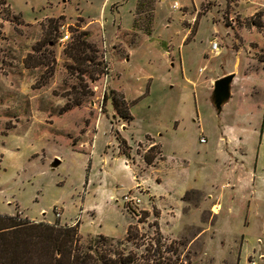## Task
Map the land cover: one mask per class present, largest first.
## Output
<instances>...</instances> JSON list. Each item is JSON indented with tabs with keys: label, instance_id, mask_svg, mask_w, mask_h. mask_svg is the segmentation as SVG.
Listing matches in <instances>:
<instances>
[{
	"label": "rangeland",
	"instance_id": "374dc122",
	"mask_svg": "<svg viewBox=\"0 0 264 264\" xmlns=\"http://www.w3.org/2000/svg\"><path fill=\"white\" fill-rule=\"evenodd\" d=\"M202 1L0 0V214L64 213L138 264H264V0Z\"/></svg>",
	"mask_w": 264,
	"mask_h": 264
},
{
	"label": "trees",
	"instance_id": "16d2710c",
	"mask_svg": "<svg viewBox=\"0 0 264 264\" xmlns=\"http://www.w3.org/2000/svg\"><path fill=\"white\" fill-rule=\"evenodd\" d=\"M88 32H78L69 57L84 66L90 61L85 52L92 51L88 42ZM264 62V58H262ZM103 68L101 73H103ZM124 100L111 99L113 109L118 116L125 119L127 114L121 107ZM124 144V142L121 141ZM126 155L125 152H122ZM145 161L150 164L148 158ZM127 243L138 240L136 226L129 225L126 231ZM156 245V243H155ZM175 255V253L173 252ZM152 264H158L161 256L151 257ZM0 264H138L133 254L118 253L109 240L98 235L87 246L81 244L78 225H61L59 220L48 224L30 222L18 215L0 214ZM141 264V263H140Z\"/></svg>",
	"mask_w": 264,
	"mask_h": 264
},
{
	"label": "water",
	"instance_id": "95a60500",
	"mask_svg": "<svg viewBox=\"0 0 264 264\" xmlns=\"http://www.w3.org/2000/svg\"><path fill=\"white\" fill-rule=\"evenodd\" d=\"M234 79V74L224 76L213 82V90L210 97V102L216 112L220 114L223 106L228 103L231 98V84ZM59 165V161L55 160L52 167Z\"/></svg>",
	"mask_w": 264,
	"mask_h": 264
},
{
	"label": "crops",
	"instance_id": "0c3cea01",
	"mask_svg": "<svg viewBox=\"0 0 264 264\" xmlns=\"http://www.w3.org/2000/svg\"><path fill=\"white\" fill-rule=\"evenodd\" d=\"M160 1H164V0H160ZM136 2H137V0H135L134 6H135ZM174 2H177L179 8H176V9H173V8H172V4H173ZM203 2H205V0H203L199 5H201ZM172 4H171V8H172L173 10H179L180 7H181V5L179 4V0H173ZM199 5H198V6H199ZM182 7H183V6H182ZM184 7H187V6H184ZM194 8L197 9L198 7H197V8L194 7ZM194 8H193V9H194ZM179 11H180V10H179ZM132 12H133V11H132ZM132 22H133V20H132ZM149 38H150V37H149ZM212 40H213V39H212ZM210 41H211V40H210ZM210 41H209V43H210ZM136 45H137V44H136ZM136 45H135V46H136ZM180 46H181V45H180ZM210 52H211V51H210ZM215 55H217V54H215ZM199 71H202V70L200 69ZM232 74H233V73H232ZM229 75H230V74H229ZM226 76H227V75H226ZM228 102H229V101H228ZM210 103H211V102H210ZM211 105H212V104H211ZM225 105H226V104H225ZM225 105H224V106H225ZM224 106H223V107H224ZM212 107H213V106H212ZM131 120H132V119H131ZM151 146H152V144H151ZM93 155H94V154H93ZM93 157H94V156H93ZM121 157H122V155H121L119 158H117V159H118V160H121V159H122ZM123 157H124V156H123ZM124 158H125V157H124ZM60 163H61V160H60ZM118 165H120V164L118 163ZM120 166L122 167V165H120ZM92 172H93V171H92V169H91V173H92ZM91 173H90V176H89L90 178H91ZM90 178H89V182H90ZM16 204H17V203H16ZM16 204H15V205H16ZM17 206H18V209H19V214H20L22 217H24V218H28V219H30V220H32V219L35 220V218H32V219H31V218L26 214V212L23 211V210L19 207L18 204H17ZM42 212H43V210H41V213H42ZM43 214L45 215V216H43L44 218H42L43 220H38V221H39V222H45V223H49V224H50V223H51L50 221H48V220H44V219L47 218V214H48V213L45 212V213H43ZM43 214H40V216L42 217ZM2 215H12V216H13V215H16V214H13V211L11 210L8 214H2ZM63 215H64V213H62V215H60L61 218H60L59 222H60L61 225H65V224H66L65 220L63 219ZM67 225H70V224L67 223Z\"/></svg>",
	"mask_w": 264,
	"mask_h": 264
},
{
	"label": "built area",
	"instance_id": "2783aa9c",
	"mask_svg": "<svg viewBox=\"0 0 264 264\" xmlns=\"http://www.w3.org/2000/svg\"><path fill=\"white\" fill-rule=\"evenodd\" d=\"M172 8L173 9L179 8L177 2H174L172 4ZM68 39H69V32L65 31L64 35L61 38V42H66ZM210 51L213 54H218L219 53V45H218L216 40H211L210 41ZM201 142H204V139H202ZM56 215L59 216L58 213Z\"/></svg>",
	"mask_w": 264,
	"mask_h": 264
}]
</instances>
